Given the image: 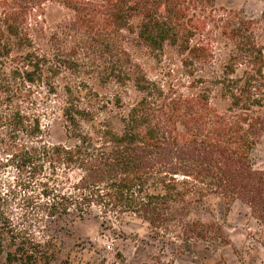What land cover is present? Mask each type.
I'll list each match as a JSON object with an SVG mask.
<instances>
[{"label": "trees", "instance_id": "trees-1", "mask_svg": "<svg viewBox=\"0 0 264 264\" xmlns=\"http://www.w3.org/2000/svg\"><path fill=\"white\" fill-rule=\"evenodd\" d=\"M254 20L216 0H0V255L51 264L46 218L97 209L156 238L223 242L194 216L217 200L264 222V52ZM133 48L180 56L150 78ZM111 87L101 92L96 85ZM62 118L51 142L48 121Z\"/></svg>", "mask_w": 264, "mask_h": 264}, {"label": "rangeland", "instance_id": "rangeland-1", "mask_svg": "<svg viewBox=\"0 0 264 264\" xmlns=\"http://www.w3.org/2000/svg\"><path fill=\"white\" fill-rule=\"evenodd\" d=\"M219 7L233 9L254 20L257 40L264 52V0H216ZM155 80L183 78L180 56L167 49L152 57L143 48L132 49ZM101 92L111 89L96 85ZM51 142L64 138L59 113L49 121ZM250 160L254 169L264 170V136L253 146ZM194 216L208 221L215 219L223 229V242L191 241L156 238L146 223L140 220L117 221L104 218L97 209L84 217L76 213L46 218L36 236L52 238L57 244V256L51 264H264V222L256 218L241 200L228 208L217 200L194 210ZM0 264H5L0 255Z\"/></svg>", "mask_w": 264, "mask_h": 264}]
</instances>
